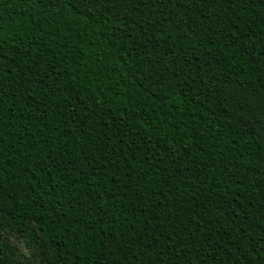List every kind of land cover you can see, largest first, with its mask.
Masks as SVG:
<instances>
[{"label": "trees", "instance_id": "1", "mask_svg": "<svg viewBox=\"0 0 264 264\" xmlns=\"http://www.w3.org/2000/svg\"><path fill=\"white\" fill-rule=\"evenodd\" d=\"M3 228L45 264H264V0H0Z\"/></svg>", "mask_w": 264, "mask_h": 264}, {"label": "rangeland", "instance_id": "2", "mask_svg": "<svg viewBox=\"0 0 264 264\" xmlns=\"http://www.w3.org/2000/svg\"><path fill=\"white\" fill-rule=\"evenodd\" d=\"M0 236L6 241L20 264H45L46 253L26 234L3 228L0 230Z\"/></svg>", "mask_w": 264, "mask_h": 264}]
</instances>
